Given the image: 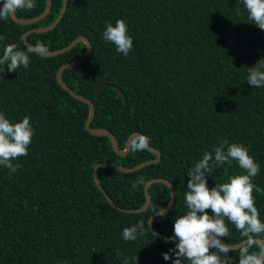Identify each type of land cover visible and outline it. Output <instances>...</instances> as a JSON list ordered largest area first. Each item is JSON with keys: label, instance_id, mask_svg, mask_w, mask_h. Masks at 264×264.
<instances>
[{"label": "trees", "instance_id": "trees-1", "mask_svg": "<svg viewBox=\"0 0 264 264\" xmlns=\"http://www.w3.org/2000/svg\"><path fill=\"white\" fill-rule=\"evenodd\" d=\"M62 2L52 0L50 13L31 25L0 20L5 37L0 55L8 43L26 50L22 34L51 25ZM35 4L16 16L40 15L46 0ZM118 18L133 38L127 56L102 39L106 23ZM79 35L89 38L92 51L79 66L65 69L62 78L94 104L91 128L110 130L121 149L132 132L147 135L160 160L131 172L100 169L98 178L112 207L95 186L93 168L113 162L131 167L154 154L130 150L120 156L107 136L84 129L88 106L58 85L56 72L78 60L85 44L48 58L33 54L29 67L17 72L5 66L0 112L12 122L28 115L34 136L28 155L14 161L20 165L17 172L0 166V264H123L124 258L129 264H172L163 253L175 247L174 240L157 235L148 224L153 210L167 204V185L151 184L145 211L122 209L143 205L147 180L166 178L174 186V201L153 223L162 234L174 235L175 218L187 211L188 169L224 139L245 145L260 165L253 183L255 206L264 221V87L254 88L246 80L248 67L264 57V30L248 20L243 0H68L53 30L31 33L27 40L55 51ZM104 83L118 86L126 101L110 87L94 98ZM241 172L235 162L217 166L206 174L208 187ZM141 176L144 183L133 189ZM141 221L145 235L125 241L123 228ZM228 227L224 242L241 241L235 226ZM229 256L230 264H238V249Z\"/></svg>", "mask_w": 264, "mask_h": 264}, {"label": "clouds", "instance_id": "clouds-1", "mask_svg": "<svg viewBox=\"0 0 264 264\" xmlns=\"http://www.w3.org/2000/svg\"><path fill=\"white\" fill-rule=\"evenodd\" d=\"M243 4L248 20L264 30V0H243ZM35 7V0H0V20L13 18L18 10L31 11ZM4 39L0 35V40ZM102 39L113 44L124 56L133 48V38L122 18H118L115 24L106 23ZM38 51H47L46 45L40 41L34 46H26V50H20L16 43H8L0 55V74L4 73L5 66L8 72H17L21 67L27 69L30 56ZM0 78H4L3 75ZM246 80L254 88L264 87V57L248 67ZM33 136L34 128L28 115L12 122L0 112V166L7 168L10 174L17 172L20 165L14 161L28 155ZM150 144L147 135L135 134L130 138L129 148L132 152H143L149 150ZM233 162L242 172L209 188L206 174L212 175L215 167L225 163L231 166ZM259 172L260 165L243 144L229 143L224 139L212 152L205 151L187 171L189 179L184 194L187 211L174 220L172 239L175 247L163 253L164 260L171 259L172 264H230L229 253L235 249L225 244L222 238L229 236L228 223H231L242 238L238 264H264V221L255 206L253 183ZM143 183L144 177L141 176L132 183V188ZM153 212L166 215L164 209H154ZM143 235L142 221L122 230L125 241H135ZM116 255L117 259L121 258L120 253ZM123 264H129L127 258L123 259Z\"/></svg>", "mask_w": 264, "mask_h": 264}, {"label": "water", "instance_id": "water-1", "mask_svg": "<svg viewBox=\"0 0 264 264\" xmlns=\"http://www.w3.org/2000/svg\"><path fill=\"white\" fill-rule=\"evenodd\" d=\"M67 2H68V0H63L60 12H59L57 18L55 19V21L51 25H48L46 27L33 28V29H30V30H28V31H26V32H24L22 34L21 39H22V41L24 42V44L26 46L32 45L27 40L28 35H30L31 33H39L40 34V33L49 32V31L53 30L58 25V23L61 21L63 15L65 14L66 7H67ZM51 6H52V0H46L45 9L40 15H38L36 17H33V18H29V19H20L15 14L14 17L11 18V19L16 24H19V25H23V26L31 25V24L37 23L38 21L44 19L50 13ZM79 42H83L85 44V50L82 53V56L76 61H73V62H70V63H67V64H64V65L60 66L59 69L56 72V81H57L58 85L64 91L68 92L74 99H76L77 101H80V102H82V103H84V104H86L88 106V117H87V119L85 121L84 129L90 135H93V136H97V137H106L107 136L109 138L110 142H111L113 150L117 154H119L120 156H124L130 151V148H129L130 138L133 135H135V134H141V133L136 132V131L132 132L128 136L127 140H126L125 147L123 149H121L119 147L118 140H117L115 134L112 133L110 130H108L107 128H104V127L103 128H96V129L91 128V122H92V120L94 118V114H95L94 104L92 103L91 100L86 99V98L76 94L71 88H69L65 84V82L63 81V78H62V73H63V71L65 69H70V68L77 67L81 63H83L84 60H86L88 58V56L90 55V53L92 51V45H91V42H90L89 38L86 37L85 35H79V36H77V38H75L72 42H70L66 47H64L62 49L55 50V51H47V52H39L38 51L36 54H38L41 57H47V58L48 57L57 56V55H61V54H64V53L70 51ZM104 87H110V88L114 89L120 95L122 100L124 102L126 101V97H125L124 92L118 86L113 85V84H109V83L101 84L96 89V92L94 94V98L97 97V95L100 92V90L102 88H104ZM149 151L152 154H154V158L146 159V160H144V161H142V162H140V163H138V164H136L134 166H131V167L123 166V165H120V164H117V163L113 162V163H100V164H97L93 168V181L95 183V186L98 188V190L102 193L104 198L107 200V202L112 207H115V205H114L113 201L111 200V198L107 195V193L103 189V187H102V185H101V183L99 181V178H98V171L100 169H102V168L110 167V168H114V169H117V170L122 171V172H131V171L137 170V169H139V168H141V167H143V166H145L147 164L157 163L160 160V157H161L160 151L158 149L152 147V146L149 147ZM155 182L164 183L165 185H167V187L169 189V196H168L167 204H166V206L164 208H162L167 213L172 207V203L174 201L175 192H174L173 184L168 179L162 178V177H154V178H151V179H149V180H147L145 182V184H144L145 201H144L142 206H140L139 208H132V209H127V210H123L122 209V211H124L126 213H128V212H142V211H145L148 208V206L150 204V201H151V194L149 192V187L151 186L152 183H155ZM158 215H159V213L155 212L148 218V224H149L150 228L157 235L162 236L165 239L172 240L174 235L162 234L154 226L153 219H154V217H156ZM223 242H224V240H223ZM241 242H242V240L239 241V242H236V243H226V242H224V243L230 245L233 249H238L240 244H241Z\"/></svg>", "mask_w": 264, "mask_h": 264}]
</instances>
